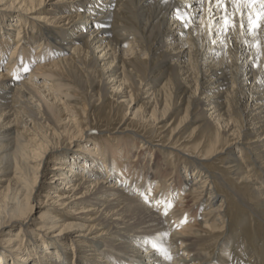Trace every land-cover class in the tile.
Returning a JSON list of instances; mask_svg holds the SVG:
<instances>
[{"label":"bare ground","instance_id":"obj_1","mask_svg":"<svg viewBox=\"0 0 264 264\" xmlns=\"http://www.w3.org/2000/svg\"><path fill=\"white\" fill-rule=\"evenodd\" d=\"M249 2L0 0V264H264V10Z\"/></svg>","mask_w":264,"mask_h":264},{"label":"rangeland","instance_id":"obj_2","mask_svg":"<svg viewBox=\"0 0 264 264\" xmlns=\"http://www.w3.org/2000/svg\"><path fill=\"white\" fill-rule=\"evenodd\" d=\"M124 49L123 48H121V51H123ZM103 63V62H102ZM18 81V80H17ZM19 81H20V78H19ZM105 112H106V110H104V109H102L100 112L98 111V110H95V112L94 113H96V114H99V115H102V116H104V114H105ZM12 117V116H11ZM116 144L117 143V140L116 141H113V144ZM139 152H140V149L138 148V149H136V147H133V149H131V152H129V154L127 155V160H125L126 161V163H132V161H133V163L134 162H136L137 160V158H138V156H139ZM147 153H145V156H143L142 158H141V160H140V165L142 166V165H145L146 163L148 164V162H150V159L152 158V161H151V164H152V162H153V160H154V157H155V154L153 155L152 154V152L150 151V150H148V151H146ZM123 158H124V156H123ZM148 158H149V160H148ZM134 160H136V161H134ZM133 166V165H132ZM49 172H52V169L54 168V163L53 162H51V164L49 165ZM174 175H176V173H174ZM152 178H153V180H154V182H153V188H155L156 186H157V184H158V181H159V179H160V175L158 174V172L156 171V172H154L153 174H152ZM50 178H51V173H50V175L48 176V175H44V177H43V183H44V181H49L50 180ZM152 180V181H153ZM179 180H180V171H178V173H177V181L179 182ZM42 183V184H43ZM41 184V185H42ZM174 184H177V182H175ZM173 184V185H174ZM177 189V193H178V188H176ZM46 191V190H45ZM180 192V191H179ZM134 195H138V193H135ZM179 197H181L180 199H179ZM241 197L243 198V199H245L246 198V196L243 194V193H241ZM183 198V196H181L180 195V193H179V195L177 194V195H175V201H180V200H183L182 202H180L179 203V206H180V208H186V210L189 208V207H191V209H192V206H193V200H188V199H182ZM178 199V200H177ZM178 201V202H179ZM176 204V203H175ZM190 209V208H189ZM187 212V211H186ZM200 213H201V211H197L196 209H193L192 210V212H191V214H186L185 215V217H184V223H189V224H195L196 226L198 225V221L197 222H195V220L199 217V215H200ZM38 215L39 214H37L36 216L38 217ZM78 215H81V214H78ZM164 218H166V217H164ZM165 226L164 227H166L167 225H169L170 226V229L173 227V231L172 232H177V233H181V230H180V228H176L174 225H173V222H165V224H164ZM17 231H18V229H17Z\"/></svg>","mask_w":264,"mask_h":264},{"label":"snow or ice","instance_id":"obj_3","mask_svg":"<svg viewBox=\"0 0 264 264\" xmlns=\"http://www.w3.org/2000/svg\"><path fill=\"white\" fill-rule=\"evenodd\" d=\"M200 2L203 3L204 0H200ZM210 2H212V0H210ZM215 2H216L217 11H219L221 6L226 5L228 3H232L234 5H241L242 4L243 7H245V8L250 6L249 0H215ZM251 2L252 3H258L260 5L261 10H264V0H251ZM236 11H237V13H239L240 8L237 7ZM220 19L224 22V26H223V28H218L217 29L218 31H222L224 33H227V31L229 29H231L233 31L236 29L237 24L232 22L230 15L229 16H221ZM252 20H253V18L250 16L242 17L239 20V27L241 29H244L246 26V21H252ZM260 26L261 25L259 22H254L253 34H255V32L259 30ZM171 207H172V205L170 203L165 205V211L163 213L165 216L168 215V211L171 209ZM145 243L146 244H152V246L155 247V244L152 241H145Z\"/></svg>","mask_w":264,"mask_h":264}]
</instances>
